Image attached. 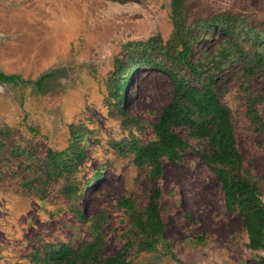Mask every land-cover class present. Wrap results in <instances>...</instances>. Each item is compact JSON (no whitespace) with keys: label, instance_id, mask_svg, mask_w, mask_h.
<instances>
[{"label":"rangeland","instance_id":"obj_1","mask_svg":"<svg viewBox=\"0 0 264 264\" xmlns=\"http://www.w3.org/2000/svg\"><path fill=\"white\" fill-rule=\"evenodd\" d=\"M189 20L231 11L262 23L264 0H186ZM169 0H0V69L25 80L0 82V264H45V243L77 247L90 238V218L101 216L104 254L134 241L130 201L140 212L155 181L152 164L135 158L130 141L154 136L152 124L169 102L173 86L157 67H137L115 107L113 71L124 44L172 32ZM198 51L213 49L218 32ZM58 71L39 89L34 81ZM219 96L230 106L243 165L256 176L264 201V126L246 115V93L238 78L216 74ZM264 95V70L248 82ZM256 108L264 122V97ZM81 129L85 155L69 168L45 164L48 150H62ZM131 131L133 133H131ZM176 132L192 149L172 162L161 158L157 182L163 222L157 251L127 247L134 264H264V250L251 249L237 211L225 206L215 169L199 154L202 140L185 128ZM100 173L92 181L91 177ZM84 219H83V218ZM137 240V239H136ZM169 244L177 259L164 252ZM36 254V255H35Z\"/></svg>","mask_w":264,"mask_h":264},{"label":"trees","instance_id":"obj_2","mask_svg":"<svg viewBox=\"0 0 264 264\" xmlns=\"http://www.w3.org/2000/svg\"><path fill=\"white\" fill-rule=\"evenodd\" d=\"M185 1L169 0L172 32L168 39L164 40L157 32L146 39L124 44L125 56L117 62L114 77L110 80L115 107L125 114V123L134 122V116L123 109V99L137 67L163 69L173 86L169 102L152 124L154 136L146 142H139L135 136L130 141L135 158L152 164L155 178L140 212L130 201H125L130 210L134 241L130 240L121 250L104 254L103 220L96 214L90 218V238L77 247L65 242L45 243L42 256H37L45 264H134L126 254L127 247L135 242L138 250L157 251L156 245L162 239L163 230L158 203L161 188L157 182L161 158L176 162L186 150L192 149L191 144L176 132L181 127L185 128L187 136L203 141L204 151L199 154L215 169L227 210L237 211L242 217L249 247L264 250V201L260 197L256 176L244 168L234 135L231 108L221 100L216 83V74L229 69L246 93V115L252 122L264 126L256 108L264 95L255 96L248 88L253 75L264 70V29L262 23H250L246 15L231 11L209 13L190 21ZM216 32L219 36L214 48L200 50L193 57L201 43L213 38ZM56 73L58 71L45 72L34 83L41 89L46 79ZM24 81L20 74L0 69V82L18 85ZM71 132L73 140L70 145L62 150H48L45 164L49 172L54 168L73 167L84 157V149L78 141L81 129L72 127ZM99 176L100 173L96 172L92 181ZM164 252L177 259L169 244H165Z\"/></svg>","mask_w":264,"mask_h":264}]
</instances>
